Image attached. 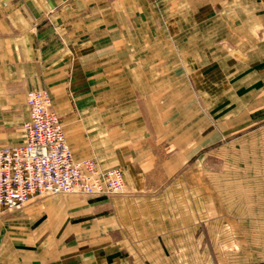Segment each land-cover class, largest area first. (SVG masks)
<instances>
[{
    "label": "crops",
    "instance_id": "1",
    "mask_svg": "<svg viewBox=\"0 0 264 264\" xmlns=\"http://www.w3.org/2000/svg\"><path fill=\"white\" fill-rule=\"evenodd\" d=\"M169 1L0 0V122L11 100L23 98L25 104L28 89L45 88L74 159L95 155L101 169H122L125 188L147 190L161 185L152 174L169 165L171 154L164 147L171 131L173 139L185 132V113L177 111L170 118V108L204 104L210 111V118L205 116L209 123L217 119L218 108H228L224 122L234 124L238 120L228 113L236 107L241 108L242 124L264 121V0H187L188 12L210 15L193 23L189 69L184 66L185 43L178 40L175 50L168 37L155 34L164 27L156 18L161 12L165 15ZM173 1L180 6L186 0ZM214 11H235L242 17L238 24L219 21ZM179 23L191 26L185 20ZM219 28L224 29L221 35ZM220 39L231 45L232 54ZM189 74L196 100L187 88ZM201 113L192 121L199 139ZM26 116L27 109L21 125ZM209 133L210 139L217 135ZM20 136L22 140V131ZM11 219L0 217V264H59L58 252L53 257L39 249H23L22 259L12 262ZM117 220L99 215L92 221L104 224L109 237L121 235ZM83 222L72 224L69 235L77 228L78 235L86 236ZM78 244H66L60 264H121L88 260L86 243ZM119 248L115 243L113 251Z\"/></svg>",
    "mask_w": 264,
    "mask_h": 264
},
{
    "label": "rangeland",
    "instance_id": "2",
    "mask_svg": "<svg viewBox=\"0 0 264 264\" xmlns=\"http://www.w3.org/2000/svg\"><path fill=\"white\" fill-rule=\"evenodd\" d=\"M169 2L171 6H166L165 15L161 12L158 18L155 17L164 25L155 29V34L168 37L175 50H178V40L185 43L187 61L184 66L189 69L193 66L190 42L195 32L193 23L199 19L208 20L210 15L206 11L188 12L187 0L180 6L177 1ZM213 13L219 21L237 24L242 17L235 11ZM179 20H185L191 26L182 27ZM232 30L239 32L236 28ZM223 32L224 29H218V35ZM218 42L232 54L231 45H225L224 39ZM187 88L196 100L198 95L193 91L190 74ZM9 104L8 114L0 122V145L21 141L20 127L26 107L23 98L11 100ZM205 106L196 102V107L188 104L184 109H169L170 118L174 112L185 113L187 124L185 132H180L175 139L171 137L175 132L171 131L170 140L164 147L171 154L169 165L163 172L152 174L154 181L161 182L159 187L146 190L128 186L123 193L96 196L80 193L46 195L19 209L1 212L0 217H12L8 244L11 261L21 260L19 254L23 249H39L53 257L58 252L60 264L65 260L60 253L66 244L79 246L78 243H86L84 249L88 260L100 259L106 263L239 264L264 261V121L250 126L242 124L241 108L234 107L228 114L238 123H225L228 108L220 107L217 119L209 123L205 116L209 117L210 111ZM199 112L204 117L200 131L202 139L197 137L199 130L194 131L192 123ZM210 131L217 135L208 138ZM12 136L16 138L12 139ZM88 158L97 160L95 155ZM100 202L104 204L100 206ZM99 215L112 217V221L114 216L118 217L121 235L111 233L106 236L104 224L92 221ZM82 220H86L82 227L88 234L82 237L74 228L73 236L69 235L72 224ZM115 243L121 246L118 251H113Z\"/></svg>",
    "mask_w": 264,
    "mask_h": 264
},
{
    "label": "built area",
    "instance_id": "3",
    "mask_svg": "<svg viewBox=\"0 0 264 264\" xmlns=\"http://www.w3.org/2000/svg\"><path fill=\"white\" fill-rule=\"evenodd\" d=\"M25 106L22 140L0 145V213L19 209L31 199L46 195L124 192L120 168L101 169L95 158L74 159L47 89H28Z\"/></svg>",
    "mask_w": 264,
    "mask_h": 264
}]
</instances>
